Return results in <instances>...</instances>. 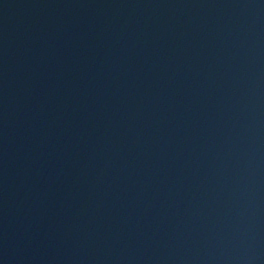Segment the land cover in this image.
Here are the masks:
<instances>
[{
	"label": "water",
	"instance_id": "water-1",
	"mask_svg": "<svg viewBox=\"0 0 264 264\" xmlns=\"http://www.w3.org/2000/svg\"><path fill=\"white\" fill-rule=\"evenodd\" d=\"M0 264H264V0H0Z\"/></svg>",
	"mask_w": 264,
	"mask_h": 264
}]
</instances>
